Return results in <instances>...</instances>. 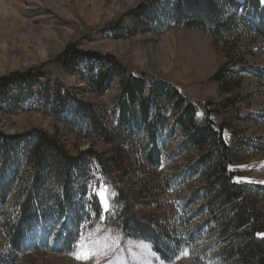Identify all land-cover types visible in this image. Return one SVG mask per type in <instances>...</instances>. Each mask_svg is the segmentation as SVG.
<instances>
[{
	"label": "rangeland",
	"instance_id": "rangeland-1",
	"mask_svg": "<svg viewBox=\"0 0 264 264\" xmlns=\"http://www.w3.org/2000/svg\"><path fill=\"white\" fill-rule=\"evenodd\" d=\"M144 1L0 0V79L38 69L43 95H53L58 86L80 107L90 105L112 129L110 112L120 94L119 77L101 92L95 77L108 65L93 68L91 74L85 63L62 67L58 62L69 44L110 55L128 73L176 89L198 108V123L207 112L210 121L223 127L224 141L235 152V162L229 166L234 182L264 186V36L257 29L240 28L237 40L214 43L206 32L167 22L169 0ZM243 1L244 7L259 12L257 24L264 32V0ZM142 2L143 12L134 18L124 16ZM239 6L238 2L235 13ZM38 89L36 85L20 92L11 86L0 95V145L9 152L0 154V187L15 173L14 187L6 206L0 204V213L18 216L16 208L32 169L19 142L37 132L68 156L85 160V211L93 199L100 213L93 219L82 214L76 219L78 213L72 218L38 216L13 263L3 259L8 246L0 222V264H220V241L197 215L201 195H194L205 189L204 174H185L201 152L178 156L180 133L173 138L165 133L160 166L153 168L144 159L142 141L107 143L86 129L78 131L75 124L67 125L45 109ZM165 108L169 126L172 113L169 106ZM75 122L80 125L78 119ZM2 135L8 138L3 143ZM141 139L146 142L145 133ZM13 156L19 157L17 167ZM2 159L8 161L5 166ZM123 210L141 226L151 227L154 237L143 240L123 231L119 217ZM81 254L88 258H75Z\"/></svg>",
	"mask_w": 264,
	"mask_h": 264
},
{
	"label": "trees",
	"instance_id": "trees-1",
	"mask_svg": "<svg viewBox=\"0 0 264 264\" xmlns=\"http://www.w3.org/2000/svg\"><path fill=\"white\" fill-rule=\"evenodd\" d=\"M144 2L153 4L155 0ZM144 2L124 16L136 17V14L146 8ZM169 2V9L166 11L167 22L206 32L214 43L228 44L237 40L240 28L247 31L257 29L258 33L264 36L259 24L254 30V25L243 18L237 19V0ZM119 24L120 21L113 28H118ZM75 61L85 63L87 71L91 74L93 68L108 65L107 71L99 72L95 77L101 92L109 90L116 77H119L120 94L110 112L114 124L112 129L104 125V118L94 114L90 105L83 104L84 108L80 107L79 102L68 98L58 86L53 95H43L45 91L41 90L43 84L40 81L42 75L38 69L24 73L13 72L1 78L0 95L11 86L21 92L38 85V91L43 95V105L54 117L67 125L75 124L78 131L86 129L93 133L94 137L107 143L128 139L142 141L144 159L153 168L160 166L162 152L165 150V142L161 141L163 134L167 133L173 138L175 134L180 133V141L176 146L178 156L192 151L201 152L194 163L187 165L185 174L191 177L204 174L205 189L201 191L202 194L194 195H201L197 215L204 218L203 225L220 241V264H264V238L258 236L264 233V186L234 182L229 166L235 162V152L224 141L223 127L210 121L207 112L202 123H198V108L176 89L158 81H147L142 75L128 73L126 68L110 55L82 51L77 49L75 44H69L58 58V62L62 67H66ZM232 75L235 76V73L232 72ZM217 76L218 73L214 78ZM165 106H169V113H172L169 126ZM73 118L80 121L79 126H76ZM141 133H145L146 142L141 139ZM27 137L29 139L25 137L19 145L23 150V158H31L29 160L32 162V169L28 175L25 194L16 208L18 216L14 219L13 214L6 215L4 211L0 213L1 227L8 246L3 259L11 263L20 255V250L24 248L25 236L33 230L38 216L43 217L41 215L49 213L51 218H72V214L78 213L76 219L80 217L79 214L85 215V219H93L100 213V208L93 204V199L88 201L89 208L85 211V200L88 196L86 171L83 167L85 160L68 156L59 145L47 139L41 132ZM7 139L1 136L2 143ZM4 146L5 144L0 145L2 155ZM5 155H9L7 149ZM7 162L2 159L1 166H5ZM12 163L15 167L19 166V157L13 156ZM13 170L15 172L17 169ZM13 175L9 179L5 178L0 187L2 207L6 206L14 187ZM192 202L189 201L190 204ZM119 217L122 230L127 234L137 235L139 239L149 241L154 237L155 231L134 221L128 210L120 211ZM155 252L162 257L160 249H155Z\"/></svg>",
	"mask_w": 264,
	"mask_h": 264
},
{
	"label": "built area",
	"instance_id": "built-area-1",
	"mask_svg": "<svg viewBox=\"0 0 264 264\" xmlns=\"http://www.w3.org/2000/svg\"><path fill=\"white\" fill-rule=\"evenodd\" d=\"M240 6L238 7L236 14L237 19L243 18L246 22L256 25L258 22L259 12L254 8L244 7V1L240 0ZM255 30V26H254Z\"/></svg>",
	"mask_w": 264,
	"mask_h": 264
},
{
	"label": "snow or ice",
	"instance_id": "snow-or-ice-1",
	"mask_svg": "<svg viewBox=\"0 0 264 264\" xmlns=\"http://www.w3.org/2000/svg\"><path fill=\"white\" fill-rule=\"evenodd\" d=\"M102 200H103V197H102ZM105 204H106V201H105ZM107 207H105V211H107ZM258 236H260L261 238H264V233H260L258 234ZM76 259L80 260V259H87L88 257L84 254H81V255H78L75 257Z\"/></svg>",
	"mask_w": 264,
	"mask_h": 264
},
{
	"label": "bare ground",
	"instance_id": "bare-ground-1",
	"mask_svg": "<svg viewBox=\"0 0 264 264\" xmlns=\"http://www.w3.org/2000/svg\"><path fill=\"white\" fill-rule=\"evenodd\" d=\"M238 2H240V0H238Z\"/></svg>",
	"mask_w": 264,
	"mask_h": 264
}]
</instances>
